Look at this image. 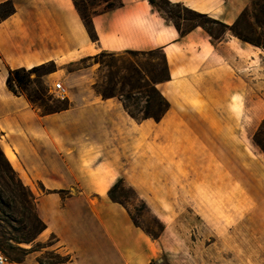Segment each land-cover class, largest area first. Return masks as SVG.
Returning a JSON list of instances; mask_svg holds the SVG:
<instances>
[{
    "label": "crops",
    "instance_id": "obj_1",
    "mask_svg": "<svg viewBox=\"0 0 264 264\" xmlns=\"http://www.w3.org/2000/svg\"><path fill=\"white\" fill-rule=\"evenodd\" d=\"M13 1L16 12L0 22V145L35 195L47 224L40 235L57 236L73 256L68 264H159L158 241L108 195L120 178L154 207L183 166L213 182L228 180L232 165L233 176L247 172L264 190L262 160L233 136L246 132L242 119L264 118V48L201 26L181 35L149 0H122L94 15L97 40L73 0ZM170 1L231 25L252 0ZM152 49L163 51L170 71L157 84L171 103L161 121L138 122L119 97L98 94L97 64L68 70L104 51ZM48 61L58 70L46 80L63 79L71 106L42 113L6 78L9 68Z\"/></svg>",
    "mask_w": 264,
    "mask_h": 264
},
{
    "label": "rangeland",
    "instance_id": "obj_2",
    "mask_svg": "<svg viewBox=\"0 0 264 264\" xmlns=\"http://www.w3.org/2000/svg\"><path fill=\"white\" fill-rule=\"evenodd\" d=\"M257 1L264 2V0ZM118 2L119 0H110L109 4ZM106 7L107 3L103 2L98 9L103 10ZM171 8L180 11L183 17L190 16L179 7ZM175 20L179 21L183 28L195 23V20L178 17H175ZM206 25L215 37H221L226 33L234 35L222 25L212 22H206ZM250 25L254 27V31L250 30ZM236 28L264 43V24L256 23L252 18L248 22L241 19ZM131 61L140 63L154 61L157 65H163L162 54L159 51L153 55L120 52L115 55L100 56L98 62L87 60L83 64L71 63L68 69L97 64V80L101 88L123 93V100L141 115L143 108L134 104L133 99L125 96L131 90L129 85L115 79L117 70H120L121 74L127 73L123 67L131 65ZM32 77L35 78V74ZM46 77L42 78V85L33 83L30 89L39 88L51 95L49 102L52 105L66 102L68 97L60 98L52 90L53 83L57 80L64 83L63 79L55 78L50 85ZM65 86L68 88L66 84ZM133 95L141 97L138 90H135ZM262 121L263 119L258 122L242 119V126L246 127V132L243 129L242 134L233 136L241 140L248 156L262 160V168H264V152L253 141V135ZM233 168L235 167L231 165L228 180L223 181L216 176L211 182L205 176H195L190 172L189 167L183 166L181 174L176 175L174 180L167 181L166 188L161 192H156L155 207L143 198L148 204V209L143 208L133 192L126 187L127 195L122 198L127 207L137 223L151 231L155 237L153 239H156L160 245L162 252L159 264H264L263 186L247 172L241 176H233L231 171ZM12 215L14 219L7 218L8 221L14 227H20L19 220L24 216L16 211L11 213ZM25 216L30 227L35 216L32 207L27 208ZM4 224L7 226L6 223ZM58 245L52 235H39L33 242L21 244L22 247L32 250L24 261L33 264H40L38 260L44 264L59 261L58 254L65 256L67 252ZM0 249L8 256L1 245ZM9 259L11 260L10 257Z\"/></svg>",
    "mask_w": 264,
    "mask_h": 264
},
{
    "label": "trees",
    "instance_id": "obj_3",
    "mask_svg": "<svg viewBox=\"0 0 264 264\" xmlns=\"http://www.w3.org/2000/svg\"><path fill=\"white\" fill-rule=\"evenodd\" d=\"M76 10L80 14L90 37L93 40L98 39V35L93 23V16L106 12L112 8L123 5V1L119 0L117 4H109L110 0H73ZM107 3V7L103 10H99L98 6L101 3ZM149 2L168 20L171 21L181 35L186 34L192 28L201 26L211 35L213 33L207 27L206 22H212L219 24L231 30L232 33L238 38L250 42L256 46L264 48V43L260 39H255L245 35L244 33L237 30V24L242 19L248 20L254 19L256 23L264 24V2H258L252 0L251 4L248 5L238 16L236 21L232 25H227L220 20L211 17L207 13H202L193 9H190L181 3H173L170 0H149ZM171 7H179L181 10L186 11L190 16H182L181 12L174 11ZM16 12V5L13 0L0 1V22ZM175 17L195 20V23L187 28H183L179 21L175 20ZM250 30L254 31V27L250 25ZM157 51L161 52L163 58V65H157L154 61L147 63H140L131 61V65H125L123 68L126 69V74H121L120 70L115 72V79H119L120 82L129 85L131 90L125 95L128 99H133L134 104L143 108L142 114H138L130 108V106L123 100V93H116L112 89L101 88L99 81L96 80L94 89L104 98L108 97H119L124 105L126 111L132 118L140 122L145 119H154L155 121H161L166 113L171 108L170 101L161 93L158 89L157 84L170 79L169 65L167 63L165 54L161 49H152L149 51H133L128 50L127 53H141L153 55ZM115 55L113 52H101L94 56H88L80 61L73 62V64H83L87 60H95L98 62V58L104 55ZM90 65H82L74 69H68L74 71L80 68L88 67ZM58 70V66L54 61L44 62L42 64L33 66L29 69L25 67L20 68H9L8 75L6 78V85L16 95H23L30 102V104L40 109L42 113H52L67 109L71 106L69 99L61 104H50L49 100L52 98L51 95L44 92L42 89H30L33 83L42 85V78ZM35 74V78L32 77ZM138 90L141 97H134L133 92ZM140 100L141 104L140 103ZM254 143L264 152V118L261 126L253 135ZM126 187L129 188L136 200H138L143 208L148 209L147 202L140 197L136 189L128 185L124 178H120L114 185L109 189L108 195L113 200L127 208L134 223L141 227L150 237L155 238L154 234L148 229L143 228L137 223L132 215L131 210L127 207L125 200L122 196L127 195ZM66 194L67 192L62 191ZM28 207H32L34 210V222L33 225H28L25 211ZM19 212L24 217L19 220L20 227H14L7 218L14 219L13 212ZM6 223L7 226L4 224ZM47 224L43 221L37 213L36 209V198L31 188L26 185L21 179L18 171L14 168L9 158L5 154L4 150L0 145V245L3 251L11 258L12 261L17 263L24 262L26 256L32 251L28 248L21 246L22 243L33 242L45 229ZM57 241L56 235H52ZM59 261L52 262L49 264H68L73 261L71 253H67L65 256L58 254ZM40 264L42 263L38 260Z\"/></svg>",
    "mask_w": 264,
    "mask_h": 264
},
{
    "label": "built area",
    "instance_id": "obj_4",
    "mask_svg": "<svg viewBox=\"0 0 264 264\" xmlns=\"http://www.w3.org/2000/svg\"><path fill=\"white\" fill-rule=\"evenodd\" d=\"M52 90L57 94L60 98H66L69 93V89L65 86V84L61 80H57L52 85ZM0 264H13V262L6 256L2 250L0 249Z\"/></svg>",
    "mask_w": 264,
    "mask_h": 264
},
{
    "label": "bare ground",
    "instance_id": "obj_5",
    "mask_svg": "<svg viewBox=\"0 0 264 264\" xmlns=\"http://www.w3.org/2000/svg\"><path fill=\"white\" fill-rule=\"evenodd\" d=\"M7 155L9 156V158L14 161L15 160V155L14 153L11 151V149L7 150ZM263 222V221H262Z\"/></svg>",
    "mask_w": 264,
    "mask_h": 264
}]
</instances>
